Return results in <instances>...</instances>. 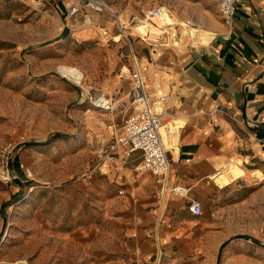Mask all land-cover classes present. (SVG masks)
I'll return each instance as SVG.
<instances>
[{"label":"crops","instance_id":"crops-1","mask_svg":"<svg viewBox=\"0 0 264 264\" xmlns=\"http://www.w3.org/2000/svg\"><path fill=\"white\" fill-rule=\"evenodd\" d=\"M21 1L46 17L48 36L72 34L79 42L99 43L96 50H107L112 71L102 89L112 96L102 95L110 106L118 92L119 99L128 98L123 122L131 112L130 73L137 67L151 99L158 100L157 105L162 102L158 108L163 128L166 121L176 125L175 144L167 148L168 183L188 188L187 196H160L153 175L133 171L140 161L139 152L126 158L118 150L116 158L98 159L96 172L119 185L120 193L136 211L142 255L155 254V264H175L183 257L190 264L199 258L207 263L217 264L220 258L224 264H241L234 240L242 237L243 244L264 240V0H240L229 28L222 22L216 0L217 15L205 21L204 27L184 17L177 7H164L171 23L160 27L151 19L153 24H149L163 29L166 37L162 40V33L157 34L162 43H143L136 45V50L125 20L131 18L143 35H139L141 40L147 42L146 12L161 7L159 0H95L103 3L102 11L87 8V0ZM197 5L202 7L200 1ZM74 6L78 11L70 14ZM192 26L203 31L199 45L185 39L179 44V27L193 39L197 37L195 30L188 29ZM168 35L175 41L172 45L167 44ZM123 37L130 46L129 65L123 67L127 79L114 72L123 55ZM104 42L111 47H101ZM76 72L82 81L84 76ZM232 164L243 173L230 177L226 169ZM190 199L201 203L200 216L189 210Z\"/></svg>","mask_w":264,"mask_h":264},{"label":"rangeland","instance_id":"rangeland-1","mask_svg":"<svg viewBox=\"0 0 264 264\" xmlns=\"http://www.w3.org/2000/svg\"><path fill=\"white\" fill-rule=\"evenodd\" d=\"M157 4L169 10L177 7L202 27L217 15L214 0ZM167 14L153 19L156 25H169ZM131 20L125 25L135 50L143 43H162L160 32L147 33V42L142 41ZM149 23L148 18L144 24L154 26ZM47 26L34 6L0 0V167L11 175L0 179V264H155V254L142 255L136 211L121 187L96 172L101 151L122 130L128 100L119 99L118 92L109 109L91 103L99 95L112 96L102 89L112 59L106 49L96 50L99 43L79 42L72 34L48 36ZM188 29L197 37L179 27L178 43L185 39L199 45L202 29ZM170 37L167 44L172 45ZM101 47L110 48L111 43ZM121 50L114 72L127 79L123 67L129 65L130 46L125 37ZM60 67L80 71L82 81L76 71L80 78L72 80ZM169 128L177 129L166 121L161 132L167 148L175 144ZM234 242L241 264H264L263 239L243 244L240 237ZM153 248L155 252L156 242ZM175 264L190 263L183 257ZM193 264L215 262L199 258ZM217 264L224 263L219 258Z\"/></svg>","mask_w":264,"mask_h":264},{"label":"built area","instance_id":"built-area-1","mask_svg":"<svg viewBox=\"0 0 264 264\" xmlns=\"http://www.w3.org/2000/svg\"><path fill=\"white\" fill-rule=\"evenodd\" d=\"M223 24L230 27L236 8L240 0H216ZM85 6L89 9L102 11L104 5L95 0H87ZM78 11L77 7L70 9V14ZM166 12L161 7L151 8L146 12V17L150 19H162ZM169 27V26H167ZM166 29V28H165ZM130 105L131 112L125 118L122 130L115 135L113 140L101 151L103 159L116 158L118 150L123 151V155L129 158L134 152L140 153V161L133 167L136 174L150 173L155 177L159 185L160 196L167 193H176L187 196L188 188L180 185L170 186L168 183L170 163L168 149L162 138L163 116L162 112L154 100L151 99L146 89V79L140 70L135 67L130 73ZM94 107L109 109L110 104L104 95H99L91 101ZM175 132V128L168 129ZM10 172L6 167H0V179L10 178ZM189 210L195 216L202 214V205L199 201L190 199ZM163 264H173L172 261H165Z\"/></svg>","mask_w":264,"mask_h":264},{"label":"bare ground","instance_id":"bare-ground-1","mask_svg":"<svg viewBox=\"0 0 264 264\" xmlns=\"http://www.w3.org/2000/svg\"><path fill=\"white\" fill-rule=\"evenodd\" d=\"M168 22V21H167ZM171 23V22H170ZM149 26V30H146V33H151V32H155V30L157 29L156 27H154V26H150V25H148ZM154 28H156V29H154ZM149 31V32H148ZM162 33V35H163V37L165 38L166 36H165V32L163 31V30H161V29H157V31H156V33ZM62 72L64 73V75L65 76H67L68 78H70V79H72V80H79V75L76 73V72H74V71H72V70H69V69H67V68H63L62 69ZM156 102V101H155ZM165 144V143H164ZM166 145V144H165ZM226 172H227V174L230 176V177H236V176H238V175H241L243 172H242V170L238 167V165H236V164H232L230 167H227V169H226ZM218 181L220 182V183H222V181H224V176L222 175L221 177H219L218 178Z\"/></svg>","mask_w":264,"mask_h":264}]
</instances>
